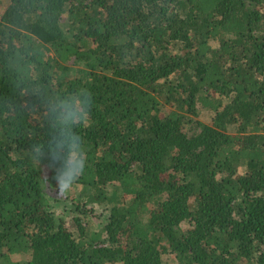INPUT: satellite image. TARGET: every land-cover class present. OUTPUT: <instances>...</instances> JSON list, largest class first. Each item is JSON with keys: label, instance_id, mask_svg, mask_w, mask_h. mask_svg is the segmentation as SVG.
<instances>
[{"label": "trees", "instance_id": "1", "mask_svg": "<svg viewBox=\"0 0 264 264\" xmlns=\"http://www.w3.org/2000/svg\"><path fill=\"white\" fill-rule=\"evenodd\" d=\"M0 264H264V0H0Z\"/></svg>", "mask_w": 264, "mask_h": 264}, {"label": "clouds", "instance_id": "2", "mask_svg": "<svg viewBox=\"0 0 264 264\" xmlns=\"http://www.w3.org/2000/svg\"><path fill=\"white\" fill-rule=\"evenodd\" d=\"M56 108L60 110L57 122L61 125L58 144L62 146L66 142L70 143L71 155L60 171H57L56 166L51 162L47 165H42V167L45 168L46 173L51 172V177L46 183L51 184L55 181L59 187L70 191L84 174L87 167L85 145L81 142V137L69 131L71 125L82 121L84 114L79 104L67 101H61ZM56 108L53 110L55 111ZM52 159L54 160L56 157L53 156Z\"/></svg>", "mask_w": 264, "mask_h": 264}, {"label": "rangeland", "instance_id": "3", "mask_svg": "<svg viewBox=\"0 0 264 264\" xmlns=\"http://www.w3.org/2000/svg\"><path fill=\"white\" fill-rule=\"evenodd\" d=\"M195 119L198 121H202L204 123H212L213 114L209 110L200 109L199 113L195 116ZM199 130V127L194 123L190 122L185 125V131L189 134H193ZM83 190V186L79 184H75L72 189L66 190L65 188L59 187L56 182L48 183L47 192L49 193V197L52 199L50 204H54V211L64 217V214L70 211V207L72 206V199L75 198L81 191ZM59 200V201H57ZM66 213V219L68 218V214ZM109 209L103 206H98L95 211V216L93 219L92 228L94 230H102L104 224L107 221V217L109 216Z\"/></svg>", "mask_w": 264, "mask_h": 264}]
</instances>
